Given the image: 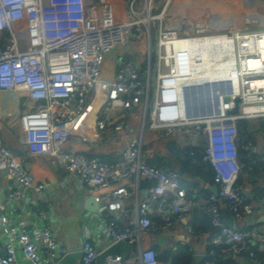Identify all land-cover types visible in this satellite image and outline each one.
Wrapping results in <instances>:
<instances>
[{
    "label": "built area",
    "instance_id": "built-area-1",
    "mask_svg": "<svg viewBox=\"0 0 264 264\" xmlns=\"http://www.w3.org/2000/svg\"><path fill=\"white\" fill-rule=\"evenodd\" d=\"M174 1L0 0V93L22 96L19 126L25 145L34 154L56 158L76 178L79 189L88 188L98 210L108 211L102 231L112 245H139L143 234L167 230L172 217L186 215L200 203L188 198L178 173L148 164L142 137L126 143L116 164L65 147L72 141L93 144L101 134L123 132L127 113L140 105L144 128L160 131L162 138L206 136L207 147L198 153L212 167L218 190L203 207L214 231L210 245L223 246L229 257L246 254L252 263L262 264L264 235L256 228L228 227L220 205L234 220L252 212L248 198L236 187L244 168L239 149L245 145L238 124L264 118V86L253 84L264 79V24L261 16L251 14L240 23H224L207 13L190 19L172 13ZM213 37L232 41L234 63L226 79L190 82L203 63L202 54L180 43ZM132 40L147 41L145 71L123 57L107 64L115 50L130 49ZM153 67L158 78L151 98ZM180 85L189 117H177ZM237 99L239 113L229 115ZM260 161L264 163V157ZM0 173L13 182L11 190L0 194V250L4 252L0 251V264H58L73 251L57 240L48 212H35L30 223L22 208L37 206L46 185L29 171L26 156L12 151L1 136ZM141 180L153 182L148 196L136 206V221L120 227L110 213L138 196ZM106 200L110 201L107 207ZM154 213L165 220L154 224ZM189 233L201 231L189 228ZM79 250L81 264H98L101 252L90 240ZM214 255L211 250L207 257ZM106 263L128 264L121 255L107 258ZM139 264L162 263L157 252L148 248L140 251Z\"/></svg>",
    "mask_w": 264,
    "mask_h": 264
},
{
    "label": "crops",
    "instance_id": "crops-1",
    "mask_svg": "<svg viewBox=\"0 0 264 264\" xmlns=\"http://www.w3.org/2000/svg\"><path fill=\"white\" fill-rule=\"evenodd\" d=\"M193 1L195 0L176 3L175 0L172 12L181 14L175 11L176 4L186 8L195 3ZM193 5L196 6V4ZM250 6L248 8L249 12L243 13V16L246 14L261 16V22L264 24V0ZM200 7L204 8L203 6ZM111 62L107 61V64ZM133 63H136V61ZM21 100L22 96L20 94L0 93V136L12 151L18 155L26 156L29 171L34 175L36 181L46 185L43 199L41 202L37 201V206L32 204L22 206L26 215L24 216L32 223L35 212L46 210L49 216L48 223L57 240L65 248L77 251L85 240H90L100 252H104L112 245L110 239L102 231V226L107 219L105 214L108 211L105 210L103 213L100 210L89 212L86 202L92 196L88 188L79 189L76 178L65 172L56 158L34 154L25 145L19 126V117L23 110ZM135 110L136 108L132 111ZM137 120H139V116L130 119L128 112L126 116L127 125L123 132L111 135L101 134L99 140L93 144H77L72 141L65 148L67 151L78 148L80 153L89 157L93 156V158L108 164L119 163L122 160V150L129 140L142 137L146 145V127L144 128L143 119L139 123ZM244 121L248 123V134L244 137L245 147H240V150L245 154L243 160L248 159V161L244 162L240 157V163L244 165V168L238 177L237 188L243 194L248 192L249 197L244 195L252 205V212L243 219L234 220L225 205L221 204V218L227 226L233 220L232 227L238 231L256 228L264 235V163L260 161L264 157V118ZM151 132L153 131L149 129L147 134ZM159 138L165 141L164 151L156 157L165 164V167L161 170L171 171L172 168L173 172L178 173L181 186L187 192L188 198L199 201L200 206L193 208L186 215L172 217V225L165 231L158 230L143 234L140 244L136 245V248L124 259L128 264H139L141 250L153 248L160 256L165 252L173 253L179 249H186L193 255L195 264H200L203 261L204 264H213L210 261H205L208 252L214 250V247H224L210 245L214 231L211 230L208 215L203 208L210 195L213 194L214 187H216L212 177V167L203 160H191L190 162V158L185 155L184 151L188 148L196 151L195 153L202 151L203 148L199 147V143L193 145L195 136L189 138L180 134L171 138ZM170 141L175 143L174 152L166 149V144ZM258 142L261 150L256 145ZM152 159L153 157L147 155V162L152 161ZM165 161H168L170 167L166 165ZM12 184L10 178L0 173V194H5L11 190ZM150 187V181L141 180L138 196H133L125 201L123 209L110 213L109 218H114L120 227L132 225L137 219L136 206L147 198ZM34 199L36 200V198ZM109 203V200L105 201L106 207ZM101 207H103V204H101ZM151 219L154 224H161L165 217L154 213ZM189 228H192L195 232L201 231V234H191ZM28 229L30 230L31 227ZM0 251L4 253L3 250ZM224 254L234 264H254L246 254L236 257H229L225 251ZM195 258L197 259L195 260ZM161 263L170 264V261ZM98 264L107 263L98 262Z\"/></svg>",
    "mask_w": 264,
    "mask_h": 264
},
{
    "label": "rangeland",
    "instance_id": "rangeland-1",
    "mask_svg": "<svg viewBox=\"0 0 264 264\" xmlns=\"http://www.w3.org/2000/svg\"><path fill=\"white\" fill-rule=\"evenodd\" d=\"M190 1V0H188ZM195 0L193 4L188 7H182L180 4H176V12H180L184 16L189 17L190 19H198L204 16L206 13L208 15H214L219 17L222 22L226 23H236L241 22L243 20V13L249 12V7L251 4H255L257 2H262V0ZM187 2V0H176V3ZM203 6L204 8H201ZM172 9V8H171ZM178 10V11H177ZM173 13V12H172ZM219 35V33L214 34ZM155 52V40L153 39V53ZM121 57H124L125 60H130L131 62L136 61L140 64L141 71H145L148 68V51H147V41H135L132 40L130 44V49L126 50H115L111 56L108 57L107 61L111 62L119 60ZM157 71L153 67L152 69V81H151V98L154 93L153 87H155L157 82ZM177 95V92H176ZM177 110V108H176ZM151 111V106L148 109V114ZM135 116H139V121L143 119L144 116V108L142 105L136 107L135 111L129 112V118H134ZM136 122V123H137ZM146 131L149 132V128L146 127ZM146 132L144 146V152L149 156L153 157L156 160L157 155L164 151L165 141L160 139V131H153L149 134ZM263 134V133H262ZM258 149L261 150L260 143H256ZM247 146V144H246ZM245 147V146H244ZM243 147V148H244Z\"/></svg>",
    "mask_w": 264,
    "mask_h": 264
},
{
    "label": "bare ground",
    "instance_id": "bare-ground-1",
    "mask_svg": "<svg viewBox=\"0 0 264 264\" xmlns=\"http://www.w3.org/2000/svg\"><path fill=\"white\" fill-rule=\"evenodd\" d=\"M180 46L190 49L193 53L202 54L201 58L203 63L200 68H195L193 78L190 82L210 81L212 83L226 79V71L234 63V52L230 39L226 37L192 38L180 43ZM253 84L260 87L264 86V79L254 81ZM176 92L180 99L177 103V117H189L190 114H188L183 101L185 94L183 87L181 85L178 86Z\"/></svg>",
    "mask_w": 264,
    "mask_h": 264
},
{
    "label": "water",
    "instance_id": "water-1",
    "mask_svg": "<svg viewBox=\"0 0 264 264\" xmlns=\"http://www.w3.org/2000/svg\"><path fill=\"white\" fill-rule=\"evenodd\" d=\"M238 104H239V99L235 100V108L232 111L228 112L229 115H238L239 113ZM196 143H199L200 148H203V149L206 148L207 147V137L206 136H200V137L195 136L193 145H196ZM174 147H175V143L173 141H170L166 144V149L170 152H174ZM165 163L167 166L170 167L168 161H165ZM171 171H172V168H171ZM152 183L153 182H151V184ZM217 192H218L217 187H214L213 194H217ZM244 194L247 197H249L248 192H244ZM86 205H87V210L89 212H97L99 208V206L95 204L93 197L87 200ZM232 223H233V220L230 221V224L228 225V227H232ZM135 246L136 245H131V244L124 243V242H118L114 245H111L104 252H101V254L99 255L97 259V262L104 263L106 262L107 258L109 257L112 258L118 255H121L123 258H126L136 248ZM81 258H82V252L80 250L73 251L67 254L58 264H80ZM196 259L197 258H195V260Z\"/></svg>",
    "mask_w": 264,
    "mask_h": 264
},
{
    "label": "trees",
    "instance_id": "trees-1",
    "mask_svg": "<svg viewBox=\"0 0 264 264\" xmlns=\"http://www.w3.org/2000/svg\"><path fill=\"white\" fill-rule=\"evenodd\" d=\"M238 3V0L236 1ZM239 127V134L241 138H244L248 134V123L245 122L244 120L240 121L238 124ZM240 150V149H239ZM185 155L190 158L191 160H201V156L199 153H195L196 151H193L192 149L188 148L185 151ZM239 162H240V157H242V161L247 162L248 159L243 160V157H245V154L242 150L239 151ZM194 153V156L190 157V154ZM93 158V156H91ZM102 162V161H101ZM105 163V162H103ZM108 164V163H107ZM149 165L154 166L158 169L164 168L165 164L159 159H152L150 162H148ZM156 164V165H154ZM246 166V165H245ZM212 177L214 178L215 174L212 169ZM238 186V181L236 183V187ZM210 225V224H209ZM215 251V255L211 257H207L205 261H210L213 264H234L232 260H228L227 256H225L224 251L225 248H213ZM209 253V252H208ZM158 260L161 262H169L170 264H195L194 257L193 255L188 252L186 249H179L176 252H165L158 256ZM200 264H204L203 262H200Z\"/></svg>",
    "mask_w": 264,
    "mask_h": 264
}]
</instances>
